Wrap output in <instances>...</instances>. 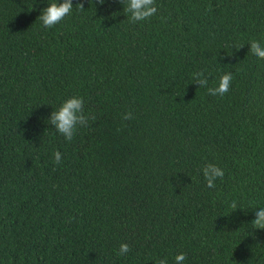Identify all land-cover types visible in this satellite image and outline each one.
I'll list each match as a JSON object with an SVG mask.
<instances>
[{
    "label": "trees",
    "instance_id": "1",
    "mask_svg": "<svg viewBox=\"0 0 264 264\" xmlns=\"http://www.w3.org/2000/svg\"><path fill=\"white\" fill-rule=\"evenodd\" d=\"M53 2L0 0V264H264V0H155L137 23L72 0L44 28ZM73 96L69 142L49 120Z\"/></svg>",
    "mask_w": 264,
    "mask_h": 264
},
{
    "label": "clouds",
    "instance_id": "2",
    "mask_svg": "<svg viewBox=\"0 0 264 264\" xmlns=\"http://www.w3.org/2000/svg\"><path fill=\"white\" fill-rule=\"evenodd\" d=\"M105 0H97V3L104 4ZM124 6V11L130 14V21L137 23L148 20L157 13L155 0H120ZM81 11L84 10V2L80 0L76 4ZM73 10L72 0H62V2H53L41 10L38 19L41 21L44 28H52L59 24ZM250 52L257 58L264 60V47L259 41L253 40L250 42ZM194 81L200 87H207L208 80L204 77V73L198 72L193 76ZM233 79L232 73H225L220 77L218 85L214 88H207V91L212 96L223 97L230 89ZM95 119V117H92ZM124 120L132 119V114L129 112L124 114ZM49 123L55 126L56 131L63 135L65 140L71 142L76 132L77 125L86 127L88 125V117L84 115V100L82 97L73 96L64 101L61 106L52 112ZM62 154L59 151L54 153V163L60 164ZM204 178L207 182V187L214 188L216 179H222L224 172L221 168L214 164H207L202 169ZM232 209L237 208V204L233 201L230 204ZM256 218L252 221L254 229H264V207H259L255 211ZM130 251L128 244L121 243L119 246L118 255L123 256ZM186 260L185 253H179L175 256V264H184ZM156 264H167L166 259H160Z\"/></svg>",
    "mask_w": 264,
    "mask_h": 264
}]
</instances>
